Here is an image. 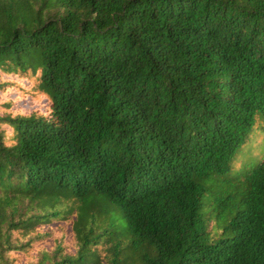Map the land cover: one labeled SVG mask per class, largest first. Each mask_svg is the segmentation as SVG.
Returning a JSON list of instances; mask_svg holds the SVG:
<instances>
[{
  "label": "trees",
  "instance_id": "1",
  "mask_svg": "<svg viewBox=\"0 0 264 264\" xmlns=\"http://www.w3.org/2000/svg\"><path fill=\"white\" fill-rule=\"evenodd\" d=\"M0 264H264V0H0Z\"/></svg>",
  "mask_w": 264,
  "mask_h": 264
},
{
  "label": "rangeland",
  "instance_id": "2",
  "mask_svg": "<svg viewBox=\"0 0 264 264\" xmlns=\"http://www.w3.org/2000/svg\"><path fill=\"white\" fill-rule=\"evenodd\" d=\"M211 226H212V223H211ZM215 232H216V231H215ZM215 232H214V233H215Z\"/></svg>",
  "mask_w": 264,
  "mask_h": 264
}]
</instances>
